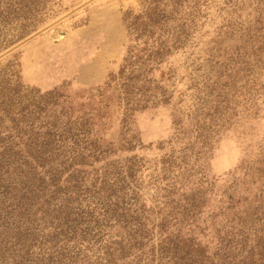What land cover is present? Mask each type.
Returning a JSON list of instances; mask_svg holds the SVG:
<instances>
[{
    "label": "trees",
    "instance_id": "trees-1",
    "mask_svg": "<svg viewBox=\"0 0 264 264\" xmlns=\"http://www.w3.org/2000/svg\"><path fill=\"white\" fill-rule=\"evenodd\" d=\"M6 1L0 21L21 25H32L44 6V0ZM253 9L248 23L231 25L240 45L229 57L234 76L229 73L222 89L245 79L240 90L248 87V95L259 99L264 0H255ZM152 27L135 26L136 39H151ZM31 30H14L0 50ZM151 47L142 51L143 61L137 55L124 59L115 78L117 96L99 91L98 103L76 106L59 89L40 92L15 73L0 75V264H264V193L213 222L211 242L203 247L191 228L201 206L195 195L175 201L170 186L157 189L150 206L144 200L141 165L125 154L142 147L134 114L168 103L164 94L157 98L144 73L172 47ZM220 96L225 104L217 112L226 113L229 100ZM114 99L122 111L116 129L107 122ZM170 159L161 162V180L174 167Z\"/></svg>",
    "mask_w": 264,
    "mask_h": 264
},
{
    "label": "rangeland",
    "instance_id": "rangeland-1",
    "mask_svg": "<svg viewBox=\"0 0 264 264\" xmlns=\"http://www.w3.org/2000/svg\"><path fill=\"white\" fill-rule=\"evenodd\" d=\"M254 7L255 0H44L32 25L0 21V44H8L16 29H32L0 50V75L15 73L27 88H56L74 105H87L98 103L99 91L117 96L115 78L125 58L143 61L145 47L171 46L144 73L157 98L164 94L168 103L134 114L142 147L125 156L141 165L137 177L148 206L161 188L171 186L175 201L195 195L201 206L191 228L203 247L211 242L213 222L264 193V93L254 99L248 87L240 90L245 79L222 89L229 73L234 76L229 57L240 45L231 25L252 20ZM139 25H153L151 39H136ZM219 95L229 100L226 113L217 112L225 104ZM111 101L107 122L116 129L122 111ZM168 158L174 167L161 180V162Z\"/></svg>",
    "mask_w": 264,
    "mask_h": 264
}]
</instances>
